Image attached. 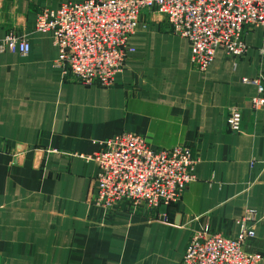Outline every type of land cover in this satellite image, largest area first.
<instances>
[{
  "label": "crops",
  "instance_id": "crops-1",
  "mask_svg": "<svg viewBox=\"0 0 264 264\" xmlns=\"http://www.w3.org/2000/svg\"><path fill=\"white\" fill-rule=\"evenodd\" d=\"M84 1L0 0V38L14 30L31 44L26 56L0 53V264H181L196 231L234 238L248 209L257 224L245 250L264 264V108L251 109L258 85L244 82L264 86V29L248 31L242 56L219 49L203 73L189 41L144 11L115 85L87 87L64 76L52 37L36 32L41 9ZM232 109L239 132L227 125ZM122 132L192 149L195 180L179 202L109 216L94 205L99 166L83 156Z\"/></svg>",
  "mask_w": 264,
  "mask_h": 264
},
{
  "label": "built area",
  "instance_id": "built-area-1",
  "mask_svg": "<svg viewBox=\"0 0 264 264\" xmlns=\"http://www.w3.org/2000/svg\"><path fill=\"white\" fill-rule=\"evenodd\" d=\"M144 11L164 17L170 32L187 39L191 63L206 72L222 49L229 56L247 52L248 31L264 29V0H86L66 3L57 9L43 8L37 14L36 32L49 34L58 49L56 64L65 77L87 87L111 88L116 76L134 52L130 38ZM31 52L29 40L11 30L0 38V53ZM250 99L254 111L264 108V86ZM242 113L232 109L227 125L239 132ZM98 163V186L94 205L105 216L128 205L133 212L146 208L155 212L181 200L195 180L196 155L188 146L153 149L145 137L122 132L104 141L103 149L83 156ZM257 213L246 210L237 220L236 237L213 233L209 227L191 237L181 264H260L261 253H248L249 240L256 237ZM164 221V219H163Z\"/></svg>",
  "mask_w": 264,
  "mask_h": 264
}]
</instances>
